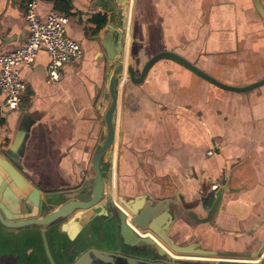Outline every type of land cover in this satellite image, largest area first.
Instances as JSON below:
<instances>
[{
    "label": "crops",
    "instance_id": "1",
    "mask_svg": "<svg viewBox=\"0 0 264 264\" xmlns=\"http://www.w3.org/2000/svg\"><path fill=\"white\" fill-rule=\"evenodd\" d=\"M28 1L0 0V55L28 37ZM35 1L40 17L50 11L67 17L66 36L80 45L82 57L65 64L51 83L50 59L41 49L30 67L21 68L26 90L18 110L9 111L0 92V154L42 193L58 194L93 179L91 159L104 137L101 115L112 70L102 47L107 25L99 28L98 18L105 17L107 3L64 0L71 7L64 12L57 9L58 0ZM259 3L264 10V0ZM127 30L114 201L128 215L117 196L142 198L151 207L176 199L203 219L214 194L209 206L203 201L222 187L210 223L176 214L169 238L176 246L229 253L228 261L261 264L264 248L258 257L245 255L264 245V85L247 93L226 91L166 59L153 64L141 85L126 80L128 57L138 75L152 56L165 51L230 87L263 79L264 23L253 0H132ZM163 211L155 223H163ZM137 231L171 252L152 231ZM208 259L226 260H202Z\"/></svg>",
    "mask_w": 264,
    "mask_h": 264
},
{
    "label": "water",
    "instance_id": "2",
    "mask_svg": "<svg viewBox=\"0 0 264 264\" xmlns=\"http://www.w3.org/2000/svg\"><path fill=\"white\" fill-rule=\"evenodd\" d=\"M104 1L107 3L104 12L107 26L106 36L102 39V47L106 54L107 70L111 69L112 71L107 76L105 86L108 105L105 106L101 115L104 123V137L98 144L90 164L93 179L84 182L74 191L45 195L20 172L8 155L0 154V185L6 186L5 198H9L12 202L21 201L31 209L23 215V219H31L14 226L36 225L44 230L54 222H61V230L68 241L74 245L72 248L77 254L72 264H249L228 261L227 258L231 256L229 253L199 249L196 244L185 247L176 246L168 236L177 217L176 214L194 218L197 222L210 223L220 205L224 192L222 187L214 193L212 206L203 219L196 217L194 212L183 208L176 199L151 207L149 203L142 204V198L126 200L117 196L116 200L131 217V223H129L128 215L114 201L112 176L114 173L116 114L120 81L124 78L125 40L131 0ZM253 3L264 23V10L259 0H253ZM162 59L174 62L208 83L226 91L247 93L264 85V78L245 87L236 88L224 85L179 55L168 51L152 56L142 66L138 75L136 74V62L132 57H128L126 80L132 85H141L153 64ZM47 198L53 200L57 207L45 218H37L39 205L43 199ZM11 208L12 205L10 210H12ZM162 210H164L166 218L163 223L157 224L155 220ZM132 227L143 232L152 231L177 257L171 256L153 238L141 236ZM263 248L264 245L255 255L245 256L258 257ZM187 255L196 259L184 258ZM234 256L242 257L244 255L236 254ZM218 257H225L226 260H202L203 258L218 259ZM262 262H264V258Z\"/></svg>",
    "mask_w": 264,
    "mask_h": 264
},
{
    "label": "built area",
    "instance_id": "3",
    "mask_svg": "<svg viewBox=\"0 0 264 264\" xmlns=\"http://www.w3.org/2000/svg\"><path fill=\"white\" fill-rule=\"evenodd\" d=\"M24 18L28 37L22 45L0 55V92L5 95V107L9 111L18 110L22 105L26 85L21 68L30 67L41 49L50 59L47 77L51 83L60 79L65 64L78 62L82 57L80 45L66 36L68 19L65 15L50 11L42 18L37 13L36 1L29 0Z\"/></svg>",
    "mask_w": 264,
    "mask_h": 264
},
{
    "label": "flooded vegetation",
    "instance_id": "4",
    "mask_svg": "<svg viewBox=\"0 0 264 264\" xmlns=\"http://www.w3.org/2000/svg\"><path fill=\"white\" fill-rule=\"evenodd\" d=\"M5 190L6 186L1 184L0 264H72L77 254L73 251L74 245L62 232L61 222H54L44 230L36 225L14 226L31 219H23V215L31 209L21 201L12 202L5 198ZM56 207L57 204L53 200L43 199L39 205L37 218H45ZM127 220L131 223V217ZM197 248L201 249L199 246Z\"/></svg>",
    "mask_w": 264,
    "mask_h": 264
},
{
    "label": "trees",
    "instance_id": "5",
    "mask_svg": "<svg viewBox=\"0 0 264 264\" xmlns=\"http://www.w3.org/2000/svg\"><path fill=\"white\" fill-rule=\"evenodd\" d=\"M56 7H57V9L64 11V12H69L71 9V7L68 5V3L64 0H58L56 3ZM98 21H99V24H98L99 28L103 27L106 24V18L105 17L98 18ZM213 194L214 193H211L210 196L203 201L204 204L209 206L212 203Z\"/></svg>",
    "mask_w": 264,
    "mask_h": 264
},
{
    "label": "rangeland",
    "instance_id": "6",
    "mask_svg": "<svg viewBox=\"0 0 264 264\" xmlns=\"http://www.w3.org/2000/svg\"><path fill=\"white\" fill-rule=\"evenodd\" d=\"M123 82H124V79H122L121 82H120L119 90H120L121 85L123 84ZM113 197H114V193H113ZM261 264H264V262H262Z\"/></svg>",
    "mask_w": 264,
    "mask_h": 264
},
{
    "label": "bare ground",
    "instance_id": "7",
    "mask_svg": "<svg viewBox=\"0 0 264 264\" xmlns=\"http://www.w3.org/2000/svg\"><path fill=\"white\" fill-rule=\"evenodd\" d=\"M138 234L140 233L139 231H137L136 228L132 227ZM170 255H171V252L167 251ZM172 256V255H171Z\"/></svg>",
    "mask_w": 264,
    "mask_h": 264
}]
</instances>
